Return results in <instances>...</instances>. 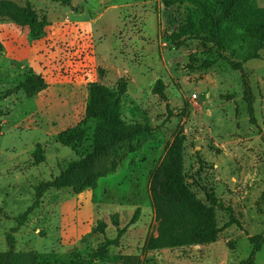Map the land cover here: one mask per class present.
Masks as SVG:
<instances>
[{
  "label": "rangeland",
  "instance_id": "374dc122",
  "mask_svg": "<svg viewBox=\"0 0 264 264\" xmlns=\"http://www.w3.org/2000/svg\"><path fill=\"white\" fill-rule=\"evenodd\" d=\"M28 3L50 25L40 39L26 27L0 17V95L40 74L49 88L35 98L22 91L0 98V251L12 234L16 249L36 252L47 264H241L260 236L254 264H264V50L246 63L254 93L250 120L241 72L222 59L212 43L170 36L186 24L189 3L166 8L163 0H73L64 7L52 0H8ZM264 9V0H256ZM207 64H211L208 66ZM129 81L123 116L128 122L149 121L150 133L134 141L136 153L95 189L75 194L51 190L41 207L18 226L33 204L35 189L57 177L78 156L58 143V135L84 126L89 149L95 122L86 120L89 84L114 86ZM158 80L165 95L152 90ZM196 94L198 99L192 100ZM181 139L183 165L192 192L207 203L214 193L225 206L216 210L221 229L210 245L151 250L159 236L149 192L151 174L166 150ZM42 144L46 161L34 165L33 152ZM225 208H231L226 210ZM140 209L138 220L132 218ZM126 230L120 245L104 257H92L105 240L117 238L111 216ZM232 217L240 225L234 223ZM102 220L105 235L92 230Z\"/></svg>",
  "mask_w": 264,
  "mask_h": 264
},
{
  "label": "trees",
  "instance_id": "16d2710c",
  "mask_svg": "<svg viewBox=\"0 0 264 264\" xmlns=\"http://www.w3.org/2000/svg\"><path fill=\"white\" fill-rule=\"evenodd\" d=\"M52 1L70 7L73 0ZM182 1L189 3L191 15L185 25L171 34V42L179 44L186 39H194L212 43L218 55L227 61L234 71L241 72L250 120L254 121V93L244 65L260 59L261 51L264 50V9L258 6L256 0H163V3L166 8H171ZM0 17L9 18L16 25L28 28L30 35L36 40L45 35L50 25L48 17L40 16L30 3L21 7L12 1L0 0ZM2 50L3 46L0 44V52ZM48 88L49 84L44 77L31 71L24 82L7 89L0 98L13 96L20 91L27 98H35ZM88 91L89 101L85 117L86 120L95 122L89 149H85L88 132L82 125L69 128L58 135V143L70 147L78 159L71 161L57 177L35 189L33 204L18 218V226L12 230L13 232L24 226L41 207L47 192L71 189L78 195L95 189L100 179L115 174L120 164L127 159L125 145H129V153H136L134 141L152 131L148 120L128 122L124 119L123 105L129 92L127 78H120L111 87L100 82H92ZM152 92L164 97V82L158 80ZM183 145L181 139L170 145L151 174L149 192L159 233L158 238L149 245L154 251L189 245H210L217 242L221 232L217 224L216 210L225 206L214 193L206 194L207 203H203L192 192L184 171ZM32 156L34 165L46 161L42 144L36 145ZM139 215L140 209H137L132 224L138 220ZM232 220L240 225L233 217ZM111 221L117 228V238L105 240L92 257H104L110 247L120 245L126 230L120 228L117 214L111 216ZM107 228L108 224L100 220L92 233L105 235ZM260 239V236L250 238L254 244L253 252L250 258L241 264H254L255 254L261 250ZM7 245V251H0V264H47L36 252L18 251L12 234L7 236ZM70 264L88 262L76 259Z\"/></svg>",
  "mask_w": 264,
  "mask_h": 264
},
{
  "label": "built area",
  "instance_id": "2783aa9c",
  "mask_svg": "<svg viewBox=\"0 0 264 264\" xmlns=\"http://www.w3.org/2000/svg\"><path fill=\"white\" fill-rule=\"evenodd\" d=\"M196 99H198V96L196 94L192 95V100L195 101Z\"/></svg>",
  "mask_w": 264,
  "mask_h": 264
},
{
  "label": "crops",
  "instance_id": "0c3cea01",
  "mask_svg": "<svg viewBox=\"0 0 264 264\" xmlns=\"http://www.w3.org/2000/svg\"><path fill=\"white\" fill-rule=\"evenodd\" d=\"M45 92V91H44Z\"/></svg>",
  "mask_w": 264,
  "mask_h": 264
}]
</instances>
